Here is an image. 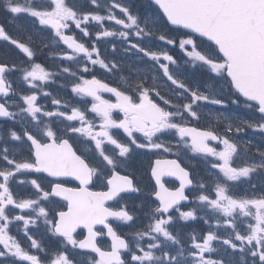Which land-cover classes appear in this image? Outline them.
<instances>
[{
    "label": "snow or ice",
    "instance_id": "1",
    "mask_svg": "<svg viewBox=\"0 0 264 264\" xmlns=\"http://www.w3.org/2000/svg\"><path fill=\"white\" fill-rule=\"evenodd\" d=\"M148 2L157 11L134 12L131 0H104L103 8L100 0H0V11L13 19L27 14L41 31L50 30L53 44L66 46L56 54L68 62L48 70L35 62L31 36L21 42L0 26V39L27 57L21 65L0 60V118L12 122L0 129V264H85L76 256L86 264H264V184L258 190L250 182L253 175L264 181V145L238 139L251 129L264 140V0ZM169 25L175 26L174 35ZM116 38L126 56L150 64L123 88L94 72L97 65L106 73L121 69L122 61L98 48L100 42L110 43L116 53ZM153 40L178 46L184 65L205 69L202 74L212 85L202 90L187 83L178 60L168 50H153ZM14 74L26 88L13 87L9 77ZM56 76L70 80L78 99L73 105L52 97L49 110L38 93L51 97L45 87ZM228 103L243 105L247 118L218 114V121H227L222 133L189 126L200 120L202 107ZM73 141L87 143L90 154H78ZM174 147L177 155L203 157L211 186L190 178L178 159H156L150 166L155 181L150 201L130 208V194L142 191L126 171L135 150L172 153ZM241 147L245 156L255 148V155L234 166ZM31 173L54 179L45 186L40 177L28 178ZM94 177L103 190H90ZM163 177H175L179 186L167 187ZM59 178L78 185L67 187ZM231 182L249 183L253 195H233ZM137 211L143 213L142 227L128 239L118 229L137 224ZM196 220L208 229L182 231L188 225L181 221ZM41 223L44 234L55 238L50 245L32 234ZM77 229L86 230L83 239H77ZM105 230L110 244L101 247L97 238Z\"/></svg>",
    "mask_w": 264,
    "mask_h": 264
},
{
    "label": "rangeland",
    "instance_id": "2",
    "mask_svg": "<svg viewBox=\"0 0 264 264\" xmlns=\"http://www.w3.org/2000/svg\"><path fill=\"white\" fill-rule=\"evenodd\" d=\"M26 0H20L21 4H24ZM36 2H40V0H36ZM101 7L103 8L104 0H100ZM118 12V10H117ZM33 18L30 16H27V14H19V16L16 19H13L11 16H9L6 12L2 14V25L5 27V31L7 34H9L12 38L17 39L21 42H28L29 41V36H31L32 41H33V47L36 52L35 55V62L43 64L48 70L50 71H56L58 70V66L61 65V60L59 56L56 54L59 52L60 49H62V44L59 46H56L53 44L51 37L49 36V31L50 30H44L41 31V26L38 25V22L36 24H33ZM95 23V22H94ZM1 26V25H0ZM175 33H173L174 35ZM109 40L113 38H108ZM161 41L158 40H153L152 45H153V50H159V49H164L168 50L170 53L171 49H174L176 55H179L180 49L176 45H167L162 44L159 45L158 43ZM104 43V42H103ZM116 43L118 49L120 48V54L124 59L121 61L122 67L121 70H126L129 67H133V65H136L139 70H146V68L150 67V65L144 64V67H138L141 66V60H137L134 57H129L126 56L122 50V46L120 44V41L118 38H116ZM107 48L110 49V52H112V45L110 43H104ZM47 45V47H45ZM52 50V52L50 51ZM52 53L50 56L49 53ZM0 54L2 55L3 58L11 61L12 63H16L17 65H21V62L23 59L26 57L23 53L19 51L14 45L10 44L8 41H4L0 39ZM114 54V53H113ZM183 53L180 52V55ZM47 56V58L45 57ZM109 58H112V53L108 55ZM127 60V62H126ZM137 61V62H136ZM181 65V70L184 72L186 82L189 83L193 87H202L205 83V76L202 74L205 69H194L192 68L191 65H184L183 60L178 61ZM133 63V64H132ZM162 75V74H161ZM214 75V74H213ZM15 78L12 80L13 82V87L17 90H20L21 88H26L27 85L22 84L19 82V74H14ZM60 76L53 77V81L59 80ZM184 79V77H181ZM130 78H128V75H123L121 80H118L115 84L114 87H126V81H128ZM166 79V78H165ZM59 82L58 84H55L56 82H51L49 81L48 85L45 87V91H48L51 93V97L48 98H42L41 94L38 93V100L39 103L42 105H46L49 110H52V105H51V98L55 97L58 99H61L62 101H71L72 103H75V98L73 94L71 93V87H70V80H66L63 77L57 81ZM170 83V82H169ZM213 82L210 81L209 86L212 85ZM64 85V86H62ZM113 87V86H112ZM160 87L161 90L167 93V85L164 83L163 80L160 81ZM219 87V86H218ZM108 98L107 99H112L113 101L115 100V97H112L111 94L108 93ZM227 96V92H226ZM227 99L229 100V97L227 96ZM240 106H234L235 110L231 112V114L227 116H241L236 110L239 111H244L248 115V109L242 108ZM70 111V109H69ZM200 112H204V109H200ZM224 128V127H223ZM77 143V142H76ZM80 147V149L83 151V153L89 148L87 146V143H84L82 145L80 142L77 143ZM140 153V152H139ZM137 152H134L133 158H132V163L133 169L129 171V173L134 174L137 177V184L140 188H143L144 186V178H143V168H142V163L141 161L145 160V155L143 153V156H135ZM85 155V154H84ZM239 158H235V161ZM149 200V198H148ZM131 201L133 203L141 202V194H135L133 197H131ZM140 213V211H138ZM138 227H141L137 225ZM135 226V227H137ZM128 227V226H126ZM223 231V230H222Z\"/></svg>",
    "mask_w": 264,
    "mask_h": 264
},
{
    "label": "flooded vegetation",
    "instance_id": "3",
    "mask_svg": "<svg viewBox=\"0 0 264 264\" xmlns=\"http://www.w3.org/2000/svg\"><path fill=\"white\" fill-rule=\"evenodd\" d=\"M97 28H98V26H97ZM2 125H4V122L0 121V129H1ZM15 127L17 128V130H19L21 126L19 124H17V125H15ZM175 151L177 153L178 150L175 148ZM174 157L176 159H178V161L182 164V166L185 167L186 170H188L190 172V178L192 176H194L196 178V182H205L209 186H211L212 179L210 177L205 176V175H197L196 172L194 171L193 166H192V162H191V154L190 153L186 154L184 151H179L178 155L175 154ZM37 177L41 178L40 182H42L45 186H47L49 181L54 179V178H51V177H47L46 174H44V173H40V174L31 173V174H28V178H37ZM19 178H24V177L22 176V177H19ZM60 180L63 181L65 183V186H67V187H75V183L72 182V181H68V180H65V179H60ZM97 182H99V183H97ZM163 182L169 188H175V187L179 186V181L176 178L175 179H173V178H165V179H163ZM153 187H154V185L152 183H150V185L146 189V191L150 192ZM92 188H93L94 191L103 190L102 186H101V181L96 179V177H94V179H93V187ZM186 194H188L190 197L192 196V193L189 192L187 189H186ZM184 203H187V202H184ZM188 206L191 207L192 205L189 204ZM202 214L203 213H200L199 215H202ZM197 221H198L197 223H199L198 226L200 227V230H199L198 233H202L203 231H206L208 229V226L205 225L203 223V221H201V220H197ZM187 225H188V227L182 229V231L184 233H193L194 224L193 223H188ZM30 227H32V226H30ZM81 233L82 232H78V234H77L78 238L77 239L81 238ZM13 234H15V229H13ZM32 234L35 236V238H37L38 240L41 241L42 245H50L52 243V241L55 239V238H49L48 235L44 234V227H43L42 223L39 225V227L32 229ZM99 242H100V246L106 247L108 245L106 243V241H104L103 239H100ZM24 246L27 247L28 244L25 243ZM32 251L35 254V250H32ZM205 255H209V254L206 253Z\"/></svg>",
    "mask_w": 264,
    "mask_h": 264
},
{
    "label": "bare ground",
    "instance_id": "4",
    "mask_svg": "<svg viewBox=\"0 0 264 264\" xmlns=\"http://www.w3.org/2000/svg\"><path fill=\"white\" fill-rule=\"evenodd\" d=\"M115 57H116L117 60H118V57H117L116 55H115ZM138 67H144V62L142 61V62H141V66H138ZM134 68L138 69L137 66H134ZM138 70H139V69H138ZM183 77H184V79L186 80L185 75H183ZM216 113H217V114H220V113H222V112H221V111H216Z\"/></svg>",
    "mask_w": 264,
    "mask_h": 264
}]
</instances>
